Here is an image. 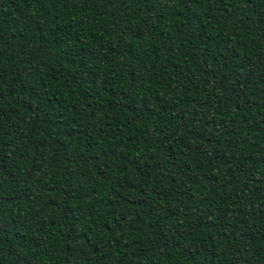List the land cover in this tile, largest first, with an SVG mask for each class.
I'll list each match as a JSON object with an SVG mask.
<instances>
[{"label":"trees","instance_id":"trees-1","mask_svg":"<svg viewBox=\"0 0 264 264\" xmlns=\"http://www.w3.org/2000/svg\"><path fill=\"white\" fill-rule=\"evenodd\" d=\"M0 264H264V0H0Z\"/></svg>","mask_w":264,"mask_h":264}]
</instances>
